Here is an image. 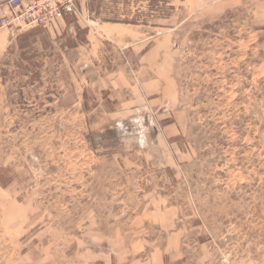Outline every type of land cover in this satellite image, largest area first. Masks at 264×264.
Returning a JSON list of instances; mask_svg holds the SVG:
<instances>
[{
  "label": "rangeland",
  "instance_id": "rangeland-1",
  "mask_svg": "<svg viewBox=\"0 0 264 264\" xmlns=\"http://www.w3.org/2000/svg\"><path fill=\"white\" fill-rule=\"evenodd\" d=\"M263 1L0 26V264H264Z\"/></svg>",
  "mask_w": 264,
  "mask_h": 264
},
{
  "label": "built area",
  "instance_id": "built-area-1",
  "mask_svg": "<svg viewBox=\"0 0 264 264\" xmlns=\"http://www.w3.org/2000/svg\"><path fill=\"white\" fill-rule=\"evenodd\" d=\"M81 0H0V26L48 27L58 16L76 12Z\"/></svg>",
  "mask_w": 264,
  "mask_h": 264
},
{
  "label": "crops",
  "instance_id": "crops-1",
  "mask_svg": "<svg viewBox=\"0 0 264 264\" xmlns=\"http://www.w3.org/2000/svg\"><path fill=\"white\" fill-rule=\"evenodd\" d=\"M262 7L264 9V1H263V4H262ZM11 28L10 29H11L12 37L13 36L16 37L17 31H15L14 29L17 28V27L12 26ZM0 29H1V27H0ZM17 30L21 31V29H19V28H17ZM155 86L156 85H154L152 82L145 83L144 84V89H145L144 91H146L147 87H151L150 91H148V92H152L153 91L152 87H155ZM152 255H158V257L156 258L155 261H153V259L151 258ZM166 255H167V253L165 251H160V250H158V251H156L154 253L151 252L148 256H147V253H144L143 255H140L139 257L132 258L131 260L127 261V263H125V264H152V263L153 264H168L167 261H169V260H167V256ZM170 264H181V263H170Z\"/></svg>",
  "mask_w": 264,
  "mask_h": 264
},
{
  "label": "trees",
  "instance_id": "trees-1",
  "mask_svg": "<svg viewBox=\"0 0 264 264\" xmlns=\"http://www.w3.org/2000/svg\"><path fill=\"white\" fill-rule=\"evenodd\" d=\"M100 1H102V0H100ZM101 7L102 6L99 4L98 10H100ZM98 10L96 11L97 15L100 14V12ZM103 20L108 21V22L126 23V24H139L140 23V20L137 17H134L130 20L129 18H122V16H120L119 14L115 15L114 17H107ZM143 23H145V22H143ZM31 30H29V31H31Z\"/></svg>",
  "mask_w": 264,
  "mask_h": 264
}]
</instances>
